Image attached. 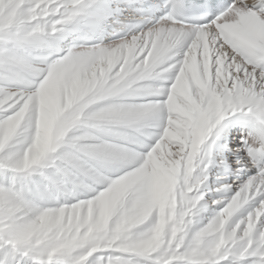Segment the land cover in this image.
I'll use <instances>...</instances> for the list:
<instances>
[{
	"label": "snow or ice",
	"instance_id": "snow-or-ice-1",
	"mask_svg": "<svg viewBox=\"0 0 264 264\" xmlns=\"http://www.w3.org/2000/svg\"><path fill=\"white\" fill-rule=\"evenodd\" d=\"M0 264H264V0H0Z\"/></svg>",
	"mask_w": 264,
	"mask_h": 264
}]
</instances>
